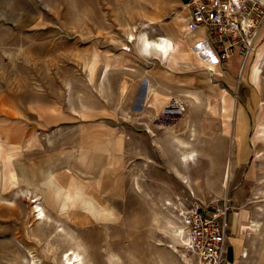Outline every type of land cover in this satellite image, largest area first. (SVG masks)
Returning <instances> with one entry per match:
<instances>
[{
  "label": "rangeland",
  "instance_id": "obj_1",
  "mask_svg": "<svg viewBox=\"0 0 264 264\" xmlns=\"http://www.w3.org/2000/svg\"><path fill=\"white\" fill-rule=\"evenodd\" d=\"M189 1L0 0V264H22L30 258L28 248L37 264H62L61 252L73 240L61 232L51 236L60 225L78 242L85 264H196L171 230L162 205L166 198L173 205L197 200L207 214L225 210L226 236L243 232L237 241L247 256L239 253L237 259L264 264V223L258 235L243 228V216L263 217L256 205L264 203V154L254 153L264 146V55L254 66L247 63L264 40V0H258L256 46L247 58L235 52L218 60L216 71L195 63L169 71L153 53L136 48L138 40L131 41L128 29L146 26L153 35L166 24L178 31L176 18L186 19ZM151 16L159 20L146 25ZM189 37L195 43L201 33ZM145 79L150 104L159 96L183 108L179 124L159 126L152 119L159 109L145 102L137 109ZM187 89L200 93L202 101L193 103L185 96ZM204 93L219 96V105H208ZM231 99L234 108L226 105ZM192 125L199 137L193 140L196 160L182 167L169 136L186 138ZM150 131L156 133L155 147L167 155L157 149L152 153ZM20 132L23 150L4 145L18 142ZM116 136L121 143L109 138ZM99 151L103 166L93 167ZM226 155L231 170L223 188ZM80 158L89 169L76 173L89 181L81 200L60 213L47 191H65ZM160 166L168 174L163 186ZM153 170L154 186L148 182ZM26 173L43 177L39 183L44 185L18 186L21 178L31 182ZM171 174L180 180L187 175L192 187L176 183ZM136 176L140 190L133 184ZM70 194L65 191L67 198ZM40 195L51 224L37 222L32 214V199ZM223 264H228L226 257Z\"/></svg>",
  "mask_w": 264,
  "mask_h": 264
},
{
  "label": "built area",
  "instance_id": "obj_2",
  "mask_svg": "<svg viewBox=\"0 0 264 264\" xmlns=\"http://www.w3.org/2000/svg\"><path fill=\"white\" fill-rule=\"evenodd\" d=\"M188 5L186 28L203 32V48L198 50L205 52V56L220 60L236 52L245 58L252 51L253 30L262 13L258 0H190ZM176 210L183 245L193 254L196 264H223L226 211L207 214L197 200L187 204L177 201Z\"/></svg>",
  "mask_w": 264,
  "mask_h": 264
},
{
  "label": "bare ground",
  "instance_id": "obj_3",
  "mask_svg": "<svg viewBox=\"0 0 264 264\" xmlns=\"http://www.w3.org/2000/svg\"><path fill=\"white\" fill-rule=\"evenodd\" d=\"M187 19H188V13H187L186 19L183 21L184 22V33L187 35H190L193 32L194 33L195 32L201 33V37H199V40L195 43L191 42L185 36L173 38L169 35H165L164 33H155L153 35H149L146 26L140 28L137 31L136 30L132 31V30L128 29L127 36L129 35L132 42H136L137 40H139L140 44H141V46H140L141 48L142 47H144L145 49L149 48V50H151L154 54L153 57H155L159 61H161L163 64V67L167 68V70H169V71H172V70H170L171 68H180V65L190 67L191 64L199 65L201 67V69H205V70H209V71L213 70V69L219 70L218 59L216 57L215 58L211 57V56L207 57V56H205L206 55L205 52H202L201 49L198 50V48L201 46L203 48V42L202 41L204 40L203 39L204 34L201 30L188 31L186 28ZM157 20L158 19L151 17L150 21H149V23H150L149 25L157 23ZM255 46H256V41H255V44L253 46L252 51L254 50ZM125 48H127V47H125ZM128 48H129V46H128ZM252 51L250 53H252ZM250 53L245 58H247L250 55ZM262 55H264V40L261 41L258 44V46L256 47L254 55L249 59L247 66H249L251 64V61L254 62V64H253V66H254L256 63L259 62V59ZM255 56H256V58H255ZM242 68H244V66ZM242 70H244V69H242ZM107 72H108V70H107ZM247 73L248 72H247V68H246V74ZM108 74H109V72H108ZM105 77L107 78V76H105ZM184 93H185V96L188 97L189 99H191V101L195 104L200 103L202 101L201 94L198 93L197 91L187 89ZM203 98L206 100V103L208 105H212V106L219 105V103L221 101L219 96L214 95L212 93H204ZM262 102L264 103V101H262ZM226 105L229 108H234L235 107L234 99H231L228 101L226 100ZM262 130L264 131V128ZM197 133H198L197 126L192 125L188 129V136L186 138H182V137L176 136V135L174 136L175 146H176V148H178V151H179V159H180L179 162H182V164L185 163L188 165V163H191V162L194 163V161L196 160L197 151H196L195 147L193 146V143H194L193 140L197 139V137H198ZM198 139H199V137H198ZM49 143H51V142L49 141ZM254 154H255V157L260 158L261 155L263 157L264 146H263L261 151L257 150V151H255ZM226 156H227V158L225 159V162L223 164L224 168H223L222 180H221V185L223 186V188H227L230 170H231V163H230L231 160H230V158H228V155H226ZM103 158H104L103 152L99 151L97 154H95V156L92 159L93 167L94 166H98V167L103 166V164H101V163H103ZM101 159H102V161H101ZM178 171H179V169H178ZM96 173L100 174V172H96ZM1 174H3V172L0 173V175ZM100 176H101V174H100ZM183 176L185 177V179H183V181L187 182L188 183L187 186L191 188L192 187L191 183L188 180L189 177L187 175H183ZM1 179L3 180L1 182V187H2V183L5 182V179L3 177H1ZM134 180H135L133 183V184H135L134 187H136V189L140 190L141 185L137 179V176L134 178ZM42 189H43V191H45L44 188H42ZM260 200H262V199H260ZM33 201L35 202V204L33 206H31V208H32V214L34 216V219L37 220V222H39V223H44V222L50 223V222H52V218L45 211L44 206L42 205L41 201L39 200V197H37V196H36V198L34 197V199H32V202ZM162 205H164L165 208H167L169 211L170 217H168L167 221H168L169 225L171 226V230H172L173 234L176 235L175 236L176 239L182 243L184 238H183V233H182V226L179 223L177 213L175 212L176 205L174 204L175 205L174 206L173 202L167 198L165 199V201L163 200ZM168 206H170V207H168ZM256 209H257L259 214L263 215V217L262 218H256V219H250V220L248 219L245 222H243V228L245 229V232H247V230H249L252 233L254 232L253 235H255V233L257 231L259 232V230L262 228V225L264 223V203L256 205ZM60 232L65 233L67 236L70 237V239L73 240V244L68 245L61 252L60 259H61L62 264H85L84 253L79 248L78 242H76V240L74 241V236L71 233H69V231H67L62 225H60V227L56 226L55 229H53L51 236L55 237ZM249 238H250V240L252 239L251 236ZM249 243H251V242H249ZM28 255L30 256V258H28L22 264H37L38 257L35 255V253L30 248H28ZM240 255L241 256L246 255V252L243 251V248L240 249ZM239 264H242V263H239Z\"/></svg>",
  "mask_w": 264,
  "mask_h": 264
},
{
  "label": "crops",
  "instance_id": "obj_4",
  "mask_svg": "<svg viewBox=\"0 0 264 264\" xmlns=\"http://www.w3.org/2000/svg\"><path fill=\"white\" fill-rule=\"evenodd\" d=\"M151 17H154V16H151ZM151 17H149V19H148V23H146V25H149L150 23H149V21H150V18ZM155 18V17H154ZM159 20V19H158ZM176 24H177V28H178V31L172 26V24H170L171 26H172V28L171 29H169L168 28V26L165 24L164 25V31L162 32V33H164L165 35H169V36H171V37H173V38H176V37H181V36H185V37H187L189 40H190V37H189V35H187V34H185L184 33V22L183 21H181V20H178L177 18H176ZM200 33V32H199ZM141 46V44H140V41L138 40L137 41V44H136V48L137 49H139V51H141L142 53H145L146 55H150L151 53H153L151 50H149V48H144V47H140ZM148 49V50H147ZM145 50V51H144ZM170 69V68H169ZM174 69V70H173ZM171 68L170 70H173V71H175V72H177L176 71V69L177 68ZM166 70H167V68H166ZM102 71H103V69H101V73H102ZM143 87H144V93L142 94V96H141V98L139 99V100H136L135 99V104L137 105V109H139V107L140 108H142L143 107V105H144V102H145V104L147 105V106H149V107H152V108H154L155 106L159 109V112H158V115H155V116H153V121L156 123V124H158L159 126H165V127H167V126H176L177 124H179L180 122H181V117H182V113H181V110H182V108L181 107H178V105H176V103L175 104H173L172 106H170L171 104L170 103H167L166 102V100H164L163 98H161V97H159V96H157L156 98H154V103L153 104H150L149 102H148V98H146V93L147 92H149V87H150V83H148V81L145 79L144 81H143ZM152 89V88H151ZM160 95L162 96V95H164V93H160ZM137 98V97H136ZM133 106H135L134 104H133ZM161 113H163V114H161ZM180 113V114H179ZM173 114V117H171V115ZM160 115V116H159ZM165 115V116H164ZM150 141H149V148H152V153H153V151L155 150V149H157L158 150V153L159 154H162V155H167V152L163 149V148H156L155 147V141H156V133H153V132H151L150 131ZM175 136V135H174ZM174 136H169L170 138H173V140H174ZM177 136V135H176ZM180 136V135H179ZM25 137V136H24ZM22 133L20 132L19 133V140H18V142H13V143H5V142H3L4 143V145L6 146V147H8V146H13L15 149H17V151H20V150H23V143H24V140H22ZM109 138H114L115 139V141H116V139H119L120 138V141H119V143H121V140H122V138L121 137H109ZM1 141V140H0ZM118 142L116 143L115 142V145L117 144H119ZM109 147H108V145L106 146V148H105V150H103L104 151V155H107L108 154V152H109V149H108ZM175 148H176V146H175ZM89 149V148H88ZM87 150V149H86ZM156 150V151H157ZM85 151V150H84ZM152 153H150V154H152ZM174 154H175V159H176V161L178 162V165H180V166H185V165H187V164H185V163H183L182 164V162H179L180 161V159H179V151H178V148H176L175 149V151L173 152ZM108 157L107 156H105V159H107ZM9 160V159H8ZM82 160V161H81ZM55 163V162H54ZM53 163V164H54ZM192 163V162H191ZM82 164V165H81ZM82 167H81V166ZM165 165H167V162H166V164ZM84 168V169H83ZM83 170V171H87L89 168H88V165H87V163H85V161L82 159V158H80V160L77 162V166H74L73 165V171L72 170H70V181H69V187L66 189V190H69L70 192H71V197H69V198H67L66 196H65V191H62V190H52V188H50L48 191H47V194L48 195H50V198H52V199H50V200H52L53 201V208H55V209H57V211L58 212H60V213H63V212H67V210H70V208H71V204L73 205V203L75 204L76 202H78V201H80L81 200V198H82V196H83V194H84V186H85V184L87 183V181H89L88 179L89 178H85V176L83 175V174H78V173H76L77 172V170ZM160 169H161V171H162V174H163V177L161 178V179H159V182H160V185L161 186H163L164 184H166V179H165V176H167L168 174H167V172H166V168H163V167H161L160 166ZM178 169H179V171H178ZM180 169L181 168H176L175 170L179 173L180 172ZM24 170V169H23ZM155 170V169H154ZM152 171L153 172V175H152V179H150V178H148V182H149V180L151 181L152 180V185L154 186V184H155V181H156V177H155V175H154V173H155V171ZM25 171V170H24ZM26 172H28V171H26ZM150 171H148V174L150 175V173H149ZM172 176H173V178L177 181L176 183H178V184H180L181 185V183L183 182V180H180V178L176 175V174H171ZM25 176H28V178L26 179V180H30L31 182H25L24 180H25V178H21L20 180H22L23 182H21V181H19V184H18V186H25V185H35V186H43L44 185V183H39L40 182V180H42L43 179V177L42 178H40V176L39 175H37V174H35V175H31V174H25ZM73 181V182H72ZM17 186V185H16ZM46 186V185H45ZM34 187V186H33ZM78 190H80V192L79 193H77V191ZM43 195V198L46 200V197L44 196V193L42 194ZM58 195V196H57ZM57 196V197H56ZM39 197V196H38ZM39 198H41V195H40V197ZM47 199H49V198H47ZM73 207V206H72ZM245 212V211H244ZM243 212V213H244ZM245 214V213H244ZM241 217V216H240ZM240 217H239V223H240ZM233 218H234V216H233ZM243 219H244V221L243 222H245L246 220H250V219H253V215H250V216H248V215H246L245 217L243 216ZM232 221H233V219H232ZM233 225V224H232ZM235 228V227H234ZM234 230V229H233ZM243 233V232H242ZM241 233V231H239L238 232V235L237 236H230V235H228V236H226V245H225V257L227 258V260H228V264H238V263H240L243 259H241V258H239V259H237L238 257H239V253H240V248H242V243H241V241L240 242H238L237 240L238 239H240V240H242V234ZM229 234V233H228ZM240 237V238H239ZM237 243V244H236ZM238 243H240V244H238ZM239 246V247H238ZM244 246H243V251H244Z\"/></svg>",
  "mask_w": 264,
  "mask_h": 264
}]
</instances>
